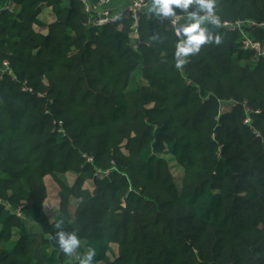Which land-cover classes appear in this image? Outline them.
I'll use <instances>...</instances> for the list:
<instances>
[{
    "label": "trees",
    "instance_id": "1",
    "mask_svg": "<svg viewBox=\"0 0 264 264\" xmlns=\"http://www.w3.org/2000/svg\"><path fill=\"white\" fill-rule=\"evenodd\" d=\"M70 2L0 0V264H74L59 220L93 264H264V57L244 48L264 46V0H217L244 34L209 25L221 44L181 69L171 23L141 13L135 50L130 12L96 28L79 0L67 22Z\"/></svg>",
    "mask_w": 264,
    "mask_h": 264
},
{
    "label": "clouds",
    "instance_id": "2",
    "mask_svg": "<svg viewBox=\"0 0 264 264\" xmlns=\"http://www.w3.org/2000/svg\"><path fill=\"white\" fill-rule=\"evenodd\" d=\"M192 9L189 11V9ZM217 0H148L147 13L157 19L171 18L176 24L175 9L181 10L186 17V22L175 29V35L182 37L175 43V67L181 69L188 57L200 52L201 47L207 44L219 45L222 42L219 34H214L210 28L228 26L227 22L222 24L220 17L216 14ZM119 19V17H116ZM155 39V37H153ZM64 221H57V229L54 242L59 252L70 257L74 264H93L96 251L89 247L84 255H80L78 249L81 240L75 232L63 230Z\"/></svg>",
    "mask_w": 264,
    "mask_h": 264
},
{
    "label": "built area",
    "instance_id": "3",
    "mask_svg": "<svg viewBox=\"0 0 264 264\" xmlns=\"http://www.w3.org/2000/svg\"><path fill=\"white\" fill-rule=\"evenodd\" d=\"M81 5L84 7L86 12L91 15L90 18V24L93 27L101 28L105 27L110 24H114L118 22L124 15L125 12H130L132 14L133 19L135 20L134 24V31L130 35V38L133 42V47L135 50H137V46L135 41L139 39L138 34V22H139V15L143 13V11L146 9V5L148 3V0H79ZM119 3H127L128 7L123 11V13L119 15H114L112 12V7L114 5H117ZM116 17H119V19H116ZM151 20H158L159 22H169L171 23L174 28L178 27L179 25L184 23V18L181 15H178L176 17V24H173L171 22V18H165L163 20L157 19L154 16H149ZM228 26H223L230 31H240L242 34L243 32V23H237V24H230L227 23ZM254 26V24H251ZM246 38V41L244 42V48L246 50L251 49L256 52L257 57H264V46H262L259 43L253 42L248 36L244 35ZM179 39L182 37H178ZM10 71V66L7 62L3 64V69L0 70L2 74L7 73ZM26 87H24V91H26ZM18 215H20V212H17Z\"/></svg>",
    "mask_w": 264,
    "mask_h": 264
},
{
    "label": "rangeland",
    "instance_id": "4",
    "mask_svg": "<svg viewBox=\"0 0 264 264\" xmlns=\"http://www.w3.org/2000/svg\"><path fill=\"white\" fill-rule=\"evenodd\" d=\"M45 14L48 15V13H46V12H45ZM163 157L168 161L170 168H171V172H172V174L176 180V183H177L179 189L181 190V184H182V179H183V175H184V169L182 167H180L173 160V158L171 156L164 155ZM73 179L74 178H67V182L70 183ZM47 182H48L49 196H48V200L46 201L44 207H45V211L48 214L49 218H51L53 221L58 216V213H57L58 211L54 207L56 206L55 201L57 200V197H58L57 192L59 190H58V186L53 182V180L51 178H49V180ZM86 186L90 190V192H92V193L95 192V186L93 185V183L91 181H89ZM71 213H73V210ZM114 249H115V252L117 253V249H118L117 246H114Z\"/></svg>",
    "mask_w": 264,
    "mask_h": 264
},
{
    "label": "crops",
    "instance_id": "5",
    "mask_svg": "<svg viewBox=\"0 0 264 264\" xmlns=\"http://www.w3.org/2000/svg\"><path fill=\"white\" fill-rule=\"evenodd\" d=\"M128 7V4L127 3H119V4H117V5H114L113 7H112V12H113V14L114 15H119V14H121V13H123V11L126 9V8ZM42 10H43V18L48 22V23H52V22H54V19L52 18V12H51V9L50 8H48L45 4L43 5V8H42ZM45 12L46 13H48V15H46L45 14ZM143 13L144 14H146V15H148V16H151L150 14H148L147 13V9H145L144 11H143ZM44 34H46V32H44ZM49 178L50 177H48V178H46V186H47V189H48V180H49ZM67 178H76V176L75 175H72V174H67ZM72 180L69 184L70 185H73L74 184V182H75V180ZM54 182V181H53ZM89 181H87L86 182V184H85V188L86 189H88L87 188V183H88ZM92 183H93V185H94V182L93 181H91ZM55 183V182H54ZM59 190V189H58ZM57 193H59V191L57 192ZM58 195V194H57ZM48 196H49V190H48ZM47 200H48V198H47ZM46 200V201H47ZM46 203V202H45ZM55 204H56V206L54 207L58 212H59V206H60V199H59V196L57 197V200L55 201ZM58 207V208H57ZM78 207V201H76V200H72V202H71V207H70V213L72 212V210H73V213L75 212V210H76V208ZM44 211H45V207H44ZM57 212V213H58ZM73 213H71V214H73ZM45 214L48 216V214L46 213V211H45ZM48 218H49V216H48ZM51 221H52V219L51 218H49ZM55 220V219H54ZM53 220V221H54Z\"/></svg>",
    "mask_w": 264,
    "mask_h": 264
},
{
    "label": "water",
    "instance_id": "6",
    "mask_svg": "<svg viewBox=\"0 0 264 264\" xmlns=\"http://www.w3.org/2000/svg\"><path fill=\"white\" fill-rule=\"evenodd\" d=\"M70 1H71V2H70V9H69L68 17H67V19H66L67 22L70 20L71 15H72V13H73L74 10H75L73 0H70ZM161 134H162V129H161V128H158V129L156 130V135H155L156 141H155V143H154V145H153V153H154V154H156V149H155V147H156L157 144L159 143V137H160Z\"/></svg>",
    "mask_w": 264,
    "mask_h": 264
}]
</instances>
